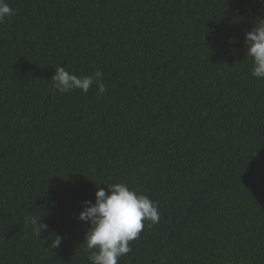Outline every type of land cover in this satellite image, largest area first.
<instances>
[{
    "label": "trees",
    "instance_id": "trees-1",
    "mask_svg": "<svg viewBox=\"0 0 264 264\" xmlns=\"http://www.w3.org/2000/svg\"><path fill=\"white\" fill-rule=\"evenodd\" d=\"M8 3L0 264H90L78 214L97 184L120 182L160 221L119 264H264V79L244 43L264 0ZM57 66L99 70L107 91L60 93ZM29 216L49 226L41 236Z\"/></svg>",
    "mask_w": 264,
    "mask_h": 264
},
{
    "label": "clouds",
    "instance_id": "clouds-1",
    "mask_svg": "<svg viewBox=\"0 0 264 264\" xmlns=\"http://www.w3.org/2000/svg\"><path fill=\"white\" fill-rule=\"evenodd\" d=\"M14 14L8 0H0V22ZM244 43L247 57L252 60L251 75L264 79V17L258 19L255 26L245 33ZM102 75L99 70L91 75H77L70 73L65 66H57L51 80L53 87L60 93L77 89L87 93L95 83L98 94L103 95L107 87ZM100 185L107 186V194ZM77 218L90 225L83 243L89 253L90 264H119L121 257L132 252L130 242L139 238L145 222L156 224L160 221V211L157 202L147 194L120 182L97 184L95 203L84 201ZM28 225L37 237L49 227L41 221V217L34 216L27 217L26 226ZM62 241L61 235H53L50 248H59Z\"/></svg>",
    "mask_w": 264,
    "mask_h": 264
}]
</instances>
